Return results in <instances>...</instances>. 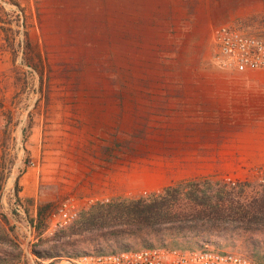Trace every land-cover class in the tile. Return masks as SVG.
I'll list each match as a JSON object with an SVG mask.
<instances>
[{"label":"rangeland","instance_id":"obj_1","mask_svg":"<svg viewBox=\"0 0 264 264\" xmlns=\"http://www.w3.org/2000/svg\"><path fill=\"white\" fill-rule=\"evenodd\" d=\"M21 2L12 0L24 22L0 6V217L20 247L0 242L1 258L69 264V254L105 247L127 227L56 236L81 213L170 188L180 191L178 206L190 204L197 189L221 193L227 211L263 200L264 151L244 142L251 129H264V119L250 118L260 117L249 112L260 105L227 102L234 98L224 87L242 82L223 77L231 70L215 59L214 33L234 24L264 35V0H62L55 14L61 30L51 35L69 41L56 54L40 38L49 15L43 1ZM70 200L78 218L58 227V210ZM46 203L52 209L41 234L31 221ZM227 211L221 220L167 228L184 231L186 250L234 252L261 263L264 229ZM128 239L145 246L142 238ZM149 241L172 248L170 239Z\"/></svg>","mask_w":264,"mask_h":264},{"label":"trees","instance_id":"obj_2","mask_svg":"<svg viewBox=\"0 0 264 264\" xmlns=\"http://www.w3.org/2000/svg\"><path fill=\"white\" fill-rule=\"evenodd\" d=\"M26 46L31 48V44L27 41ZM17 191V199L21 201ZM180 191L177 189H167L166 193L153 197L152 199H129L121 202H111L108 204H100L89 211L81 213L79 218L74 224L67 229H62L56 236L59 238L81 235L88 232H93L96 229L103 228H115L116 226L126 224V228H122L121 234H115L113 237L116 239L103 247V244H99L95 249V253H113L120 250H133L135 248L133 244L129 243L130 239L142 238L144 247H152L150 244V238L155 237L159 242L163 243L170 239L169 246L182 248L180 235H185L184 231L167 228L168 226L175 224L179 221L189 219H205V218H217L219 220L225 218L226 208L223 206V197L221 193L219 195H211L212 191H200L195 190L192 192V198L190 204L179 205L180 199H178ZM30 204H34L33 198L28 199ZM178 206V207H177ZM52 204H41L38 207L37 217L31 221L32 226L41 232V234L47 230L48 220L51 215ZM227 217L235 218L242 221H247L250 224H255L259 228L264 229V198L263 200L255 202L250 205H237L231 207L227 211ZM5 224H9L7 217L1 215L0 217V242L10 244L16 249H20L19 245L9 234L5 228ZM166 232L169 235H166ZM40 234L39 238L42 236ZM126 237H120L125 236ZM113 242V243H112ZM202 242V241H200ZM186 250V249H184ZM23 254L20 250L19 257ZM39 258H61V255L44 257L41 253L35 252ZM75 255L69 254L67 258H73ZM263 261L260 264H264V256L261 257ZM14 257H0V264H9L14 261Z\"/></svg>","mask_w":264,"mask_h":264},{"label":"built area","instance_id":"obj_3","mask_svg":"<svg viewBox=\"0 0 264 264\" xmlns=\"http://www.w3.org/2000/svg\"><path fill=\"white\" fill-rule=\"evenodd\" d=\"M0 6L9 12L12 10L24 22L22 7L12 3V0H0ZM214 45L215 59L222 68L239 73L264 70V35L251 34L234 24H226L216 29ZM78 215V205L74 200L63 203L56 215L60 218L58 227L64 228L74 222ZM68 259L69 264H260L234 252L154 246L113 253H81Z\"/></svg>","mask_w":264,"mask_h":264},{"label":"crops","instance_id":"obj_4","mask_svg":"<svg viewBox=\"0 0 264 264\" xmlns=\"http://www.w3.org/2000/svg\"><path fill=\"white\" fill-rule=\"evenodd\" d=\"M22 5L27 4L28 6L32 4L33 0H21ZM43 5L47 7V21H43L41 24V41L49 46V54L59 53V50L66 49V43L69 41V37H63L60 35H51V32H58L61 30L60 27L56 26V11L62 5V0H42ZM72 42H75L73 39ZM222 75L229 80L237 79L241 81L242 84L224 87V93L228 96L233 97L227 102L230 104H239V103H256L260 105V108L257 110H249V112L260 113V117L251 116L250 118H261L264 119V70L262 71H248L246 73H239L235 70L231 71H222ZM239 98V99H235ZM240 136L239 134H235ZM248 139L244 142H247L251 147L250 149L254 150H263L264 151V129L263 130H253L247 134ZM241 143V140L235 138L232 140L233 147L236 148ZM262 146L257 148L256 146ZM235 150V149H234ZM33 177V176H32ZM32 189L36 190L35 181H31Z\"/></svg>","mask_w":264,"mask_h":264}]
</instances>
